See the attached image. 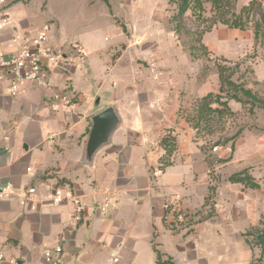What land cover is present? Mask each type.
Returning a JSON list of instances; mask_svg holds the SVG:
<instances>
[{"label":"crops","instance_id":"obj_1","mask_svg":"<svg viewBox=\"0 0 264 264\" xmlns=\"http://www.w3.org/2000/svg\"><path fill=\"white\" fill-rule=\"evenodd\" d=\"M13 1L7 4L13 29L3 33L2 47L15 30L33 32L46 22L54 24V43L67 44L59 34L58 21L48 12V3L44 13L48 19L34 27L39 17ZM79 1L89 8L88 18L82 21L109 29L114 43L105 49L97 47L94 32L80 28L66 40L73 37L82 46L86 69L63 62L53 70L48 87L28 85L15 98L0 90V187L37 190L35 209L32 203L22 206L17 196L0 200V248L8 259L16 257V264H39L43 251L58 243L62 264H110L114 257L118 264H159L158 258L172 264H196V210L204 205L207 191L196 183L193 129L177 122V90H164L147 78L148 72L138 68L136 61L125 58L133 54L130 46L119 50L122 39L149 38L163 31L172 13L169 9L176 7L170 0H73L71 4ZM152 24H157L153 30ZM235 30H215L209 43L215 56L233 59ZM102 58L110 64L106 77L119 81L113 82L115 93L106 98L105 106L95 108L100 99L93 102L87 94L95 83L97 65L93 64ZM183 81L187 88L196 83ZM65 89L76 95L75 105L53 112L52 97ZM109 106L116 108L120 124L86 162L90 120ZM165 138H171L174 146L170 154L162 143L158 149L150 146L152 140ZM158 165L162 174L155 176ZM58 187L70 188L85 204L81 221L72 219L70 203L53 206L43 200ZM172 195L180 196L181 209L189 215L186 222L170 224L166 219L162 204ZM105 200L111 205L102 214L99 206Z\"/></svg>","mask_w":264,"mask_h":264},{"label":"rangeland","instance_id":"obj_2","mask_svg":"<svg viewBox=\"0 0 264 264\" xmlns=\"http://www.w3.org/2000/svg\"><path fill=\"white\" fill-rule=\"evenodd\" d=\"M250 1L236 0L235 12L239 13ZM257 1L264 9V0ZM71 2L73 0H14L11 4H20L39 17L40 22L33 23L38 27L48 19L44 15L48 3L49 14L59 23L63 43H77L73 37L66 39L80 28L94 32L93 42L97 47L105 49L114 43L109 29L84 22L88 18V7L81 1L76 5ZM200 2L201 8L196 7V0L191 2L190 9L179 18L174 17L176 9H169L172 13L167 15L163 31L149 38L122 39L119 50L130 46L133 54L125 58L136 61L138 68L148 72L147 78L163 85L164 90H177L180 100L177 122H184L185 128L193 129L196 183L207 191L204 205L196 210V264H264V245L261 246L256 237L264 233V109L240 93L244 104L226 97L222 100L227 101L232 114L224 113L220 117L211 114L198 123L193 119L202 97L219 94L218 68H225L226 74H232L233 82L264 100V38L254 40L253 24L257 17L253 18L247 29H231L236 31L232 40L233 59L215 56L209 43L216 29L228 27L218 23L219 17L209 0ZM224 17L229 18L230 12ZM154 26L157 24H152V30ZM83 60L74 59L70 65L86 69ZM104 62L102 58L93 64L97 65L95 83L87 94L93 102L100 99L95 108L105 106L106 98L115 93L113 82L118 80L110 75L106 77L110 64ZM184 79L195 80L194 87H184ZM101 82L102 88L98 90ZM237 174L250 176L259 188L231 182L230 177Z\"/></svg>","mask_w":264,"mask_h":264},{"label":"built area","instance_id":"obj_3","mask_svg":"<svg viewBox=\"0 0 264 264\" xmlns=\"http://www.w3.org/2000/svg\"><path fill=\"white\" fill-rule=\"evenodd\" d=\"M12 0H0V38L7 30L13 29L10 16V9L7 4ZM54 24L46 22L33 32H15L10 36L5 46L0 45V90L15 98L25 92L28 85L38 87H48L53 70L60 63L71 62L74 59L82 60L83 48L79 43L57 45L54 43ZM76 95L68 89L55 94L52 97L51 110L53 112L62 109H71L75 104ZM161 141L152 140V148H160ZM4 146L8 148V140L4 138ZM161 165L154 171L155 176L162 174ZM37 195L35 187L17 191L11 185L0 187V200L17 196L20 204L25 206L32 203L31 209H35L33 198ZM45 202L59 206L70 203L73 206L72 219L79 222L85 210V204L68 187H58L50 189L43 199ZM181 198L179 195H172L162 204L166 212V219L170 224L186 222L188 213L181 209ZM110 201L99 206V212L105 214L110 207ZM62 246L60 243L52 248H46L42 253L39 264H62ZM16 264L13 258H7L4 251L0 248V264ZM118 258L111 259L110 264H118Z\"/></svg>","mask_w":264,"mask_h":264},{"label":"trees","instance_id":"obj_4","mask_svg":"<svg viewBox=\"0 0 264 264\" xmlns=\"http://www.w3.org/2000/svg\"><path fill=\"white\" fill-rule=\"evenodd\" d=\"M195 0H170L172 4L176 5V16L175 18L183 17V15L187 12L191 7V2ZM211 6L216 11V14L219 17L218 23L227 26L230 29L236 30H245L251 22V19H257L253 24V33L254 40H258L259 38H264V9L261 8L260 3L257 0H251L247 6H244L239 13H236L234 10V5L236 0H209ZM197 2H199L197 4ZM196 7L201 8L200 0H196ZM230 12V17L225 18L224 14ZM250 20V21H249ZM216 24V23H215ZM214 24V25H215ZM218 77L220 81L219 94L209 93L206 96L202 97L199 100V104L197 110L195 111L196 115L193 119H196V122H200L202 119L209 117L211 114H216L218 117L223 115L224 113H231L228 108L227 101H222L225 97L230 100H234L235 102H239L244 104L245 101L239 96L241 93L243 96L247 97L251 101L264 109V100L258 98L251 90L244 88L233 82L231 80L232 74H226L225 68H218ZM212 105H216L217 107L212 108ZM232 114V113H231ZM196 125V124H195ZM171 138H165L161 141V145H163L166 153L170 154L174 146L170 144ZM169 147V148H168ZM230 181L233 183H246L251 188H259L258 184L254 183L250 176L245 175L241 177V175H233L230 177ZM258 242L261 246L264 245V233H260L257 236ZM159 264H172L171 262H160L158 258Z\"/></svg>","mask_w":264,"mask_h":264},{"label":"water","instance_id":"obj_5","mask_svg":"<svg viewBox=\"0 0 264 264\" xmlns=\"http://www.w3.org/2000/svg\"><path fill=\"white\" fill-rule=\"evenodd\" d=\"M99 100H96L98 103ZM87 140L84 145V160L90 162L92 156L106 144L120 124V118L114 106L106 107L92 116Z\"/></svg>","mask_w":264,"mask_h":264}]
</instances>
